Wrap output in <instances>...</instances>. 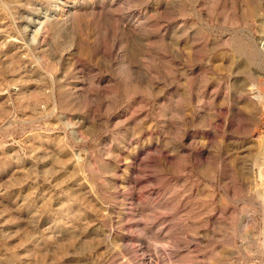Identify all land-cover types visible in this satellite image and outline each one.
Returning <instances> with one entry per match:
<instances>
[{
    "label": "rangeland",
    "instance_id": "1",
    "mask_svg": "<svg viewBox=\"0 0 264 264\" xmlns=\"http://www.w3.org/2000/svg\"><path fill=\"white\" fill-rule=\"evenodd\" d=\"M254 50L264 0H0V264H264Z\"/></svg>",
    "mask_w": 264,
    "mask_h": 264
},
{
    "label": "bare ground",
    "instance_id": "2",
    "mask_svg": "<svg viewBox=\"0 0 264 264\" xmlns=\"http://www.w3.org/2000/svg\"><path fill=\"white\" fill-rule=\"evenodd\" d=\"M253 60H254V64H255V66H256V68H260L261 67V65L263 64L264 65V52L263 51H257V50H254V52H253ZM257 88L256 89H258V95H255L254 97L256 98L255 99V104H261L263 107H264V91L263 90H260L259 88L260 87H258L257 86V84L255 85ZM254 104V105H255ZM256 106V105H255ZM258 106H260V105H258ZM257 106V107H258ZM261 144H263L262 142H261ZM260 144V146H262ZM264 145V144H263ZM259 148V147H258ZM258 151V150H257ZM258 153V152H257ZM259 158L261 159V160H263V162H264V147H262L261 149H260V152H259ZM257 156V157H258ZM256 158V157H255ZM257 159V158H256ZM260 160V161H261ZM259 161V162H260ZM261 163V162H260ZM263 164V163H262ZM261 167H263V165H260ZM259 198V197H258ZM262 198L263 197H261V200H262ZM259 201V200H258Z\"/></svg>",
    "mask_w": 264,
    "mask_h": 264
}]
</instances>
